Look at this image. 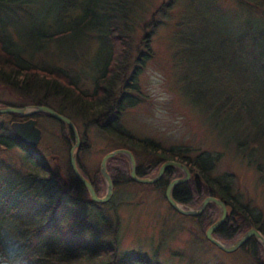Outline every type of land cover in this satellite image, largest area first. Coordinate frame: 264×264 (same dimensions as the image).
Returning <instances> with one entry per match:
<instances>
[{
    "label": "trees",
    "instance_id": "trees-1",
    "mask_svg": "<svg viewBox=\"0 0 264 264\" xmlns=\"http://www.w3.org/2000/svg\"><path fill=\"white\" fill-rule=\"evenodd\" d=\"M32 1L0 0V80L5 89L9 92L14 91L16 98L19 99L20 102L13 106L47 105L72 119L79 118L84 121L85 128L80 136L77 163L97 195H103L106 188L99 166L88 170L83 167L80 160L82 152L88 149L90 144L87 134L90 125H95L103 134L116 138L120 143L115 145L117 148H126L132 152L138 176H154L167 160L184 164L191 172V176L187 181L174 187L173 197L184 206L192 208L198 207L207 196H214L223 201L227 215L213 233L216 238L232 243L250 228H256L264 235L262 231L264 218L254 213L252 207L241 200L234 189V175L230 172L213 174L218 161L217 155L188 145L165 147L153 138L138 137L117 124L123 109L122 100L130 101L131 98L126 94L137 90L130 80L135 78L141 67L143 60L141 53L144 52L145 56L152 55L147 35L155 32L159 22L154 17V12L150 19H145L146 8L142 0H50L54 3L43 20L36 21L35 31L20 32L14 29L13 24L6 19V12L11 7L25 8ZM43 1L45 0H36V6ZM172 1L170 0L168 7L165 6L163 10L171 8ZM188 1L189 6L183 11L179 23L181 32L175 36L173 45L181 50L180 52L184 51L182 53L187 57L191 55L189 52L186 53L187 51L199 46L197 39L186 31L188 19L192 18L195 31L203 29L206 34L216 37L218 45L225 46L234 57L240 59L239 65H244V61L258 65L259 69H262L263 76H250L246 83L239 84L233 74L228 76L227 71L216 68L214 72L226 83H219L213 89L203 81L194 83V79L180 74L179 91L190 104L201 105L203 109L209 110L216 125L224 121L229 123L222 124L232 128L228 141L248 165L261 173V179L264 181V0H233L244 10L242 35H237L238 31L232 26L222 25L217 28L215 24L208 23L204 12L208 11L209 1H199L196 4L192 3L193 0ZM163 7L164 5L160 9ZM52 16H55L54 19ZM48 18H52V24L47 22ZM139 28L145 34H142L137 42L134 34ZM78 35H86L90 40L97 39L105 50L102 64L97 65L99 74L94 80L95 88L91 93L79 88L80 74L70 73L53 60L51 64L36 63V54H46L45 50L51 48L54 42H63ZM141 45L145 50L139 51L132 59L133 48L139 49ZM130 68H133V71L128 81L123 84L119 95L116 85L121 77L125 79L124 75ZM228 82L235 85H229ZM36 89L39 90L36 92ZM112 114L113 116L104 121L107 115ZM0 116L4 118V122L0 124V146L8 149L13 147L30 149L29 152L26 150L29 153L27 163L33 172L28 175L34 179L38 176L42 179L44 186L39 190L40 195L50 200L45 212L50 217L45 220V225L52 221L60 207V195H67L71 200L96 204L90 200L86 187L76 178L70 167L68 151L72 136L62 121L43 112L31 116L36 122L40 118H45L59 126L56 127L55 132L49 130L52 131L53 138L56 137L55 133L58 134L55 140L58 139V142L62 143L65 148L63 153L67 151V156L61 157L62 153L59 151L53 155L52 145L46 146L49 144L42 141L48 155L60 158L57 163L50 166L43 155L35 154L34 149L26 147L11 129L12 122L24 121L29 116L14 113L0 114ZM106 167L113 183V190L132 183L165 192L173 179L183 175L180 169L169 166L157 182L137 183L131 179L129 161L122 154L111 157ZM47 182L50 183L48 187L45 186ZM17 184L1 195L5 199L6 210L14 193L20 188ZM3 185L6 186L7 183H0V192ZM54 195H58V198ZM23 198L24 193L20 191L8 212L18 210ZM8 212L3 211L1 214L4 217ZM219 215L217 205L209 203L200 214L189 217L206 231ZM70 219L76 221L78 226L83 228L82 230L90 234L96 233V228L87 222V218H79L75 213ZM72 234L73 230L68 225L63 226V231L58 233L62 247L52 248L49 243L31 247L29 253H24L21 264H159L157 260L141 255L122 258L116 242L106 241L98 235L95 236L94 242H83L75 239ZM7 250L0 230V263L11 261V255ZM239 251L247 253L255 264H263V246L254 236L250 237ZM18 256L20 258V255Z\"/></svg>",
    "mask_w": 264,
    "mask_h": 264
},
{
    "label": "rangeland",
    "instance_id": "rangeland-1",
    "mask_svg": "<svg viewBox=\"0 0 264 264\" xmlns=\"http://www.w3.org/2000/svg\"><path fill=\"white\" fill-rule=\"evenodd\" d=\"M142 1L146 8L145 19H150L154 12V17L159 22L155 32L147 35L152 55L145 56L144 52L141 53V67L135 78L130 80L137 90L126 94L131 98L130 101L122 100L123 109L117 124L138 137L153 138L165 147L188 145L217 155L218 161L213 174L232 173L234 189L241 200L248 203L254 213L264 218V181L261 173L248 165L228 141L232 128L222 124L229 123L218 121L220 124L216 125L209 110L203 109L201 105L190 104L180 93L178 81L181 74L194 79V83L203 81L215 89L219 83H226L214 72L216 68L227 71L228 76L233 74L239 84L246 83L250 76H263L262 69L245 61L244 65H239L240 59L234 57L225 46L218 45L216 37L206 34L203 29L195 31L192 18L188 19L186 31L197 39L199 46L187 51L186 53L191 54L187 57L182 53L184 51L180 52L173 45V41L181 32L179 23L189 1L173 0L171 8L165 10L163 9L168 7L170 0ZM199 1H209L208 11L204 12L209 24H215L217 28L222 25L232 26L238 31L237 35H242L244 10L233 0H193L192 3ZM52 3L54 1L45 0L36 6V0H33L25 8L11 7L5 14L6 19L20 32L35 31L36 21L43 20ZM162 5L164 7L160 9ZM54 17L52 16L53 19ZM52 18H48L47 22L52 24ZM142 34L145 32L141 28L134 34L137 42ZM89 40L86 35H78L63 42H54L51 48L45 50L46 54H36V63L51 64L53 60L70 73L80 74L79 88L91 93L95 88L94 80L99 74L97 65L102 64L105 50L97 39ZM140 47L133 48L132 59L139 51L145 50L143 45ZM132 71L133 68L128 69L125 79L121 77L117 83L116 91L119 95ZM19 102L14 91H7L0 80V105L13 106ZM111 116L113 114L107 115L104 121ZM72 120L81 136L85 128L84 121L79 118ZM2 122L4 118L0 116V124ZM36 123L42 131V137L38 146L32 148L34 153L43 155L50 166L60 160L59 157L53 158L58 151L62 153L61 157L66 158L67 151L63 153L65 148L62 143L55 140L58 134L55 133L56 137L53 138L52 131L49 130L55 132L59 126L45 118H40ZM87 134L90 144L82 152L80 160L83 167L89 170L99 166L104 154L117 148L115 145L120 143L116 138L103 134L95 125L87 128ZM42 141L49 144L46 146L52 145L53 155L46 153ZM28 155L21 147L8 149L0 146V183H7L6 186L3 185L0 197L14 184L20 185L7 210L4 209L5 199L0 198V230L11 255L9 263L0 264H21L24 253H29L31 247L45 243H49L52 248L62 247L58 233L63 231L65 225L73 230V237L79 241L94 242L98 235L106 241L116 242L122 258L141 255L157 260L159 264H255L247 253L239 249L228 253L212 244L206 238L205 231L192 218L172 209L164 192L150 186L127 184L114 189L110 200L102 204L75 201L67 195H60V207L52 221L45 225V220L50 217L45 213L50 200L40 195L39 190L44 186L42 179L39 176L34 179L28 175L33 172L27 163ZM45 186H50V183L47 182ZM20 191L24 193L22 205L18 210L8 212ZM54 196L58 198V195ZM3 211L8 212L4 217L1 214ZM75 213L79 218H87V222L96 228V233L90 234L82 230L76 221H71L70 217ZM262 231L264 232V225Z\"/></svg>",
    "mask_w": 264,
    "mask_h": 264
},
{
    "label": "water",
    "instance_id": "water-1",
    "mask_svg": "<svg viewBox=\"0 0 264 264\" xmlns=\"http://www.w3.org/2000/svg\"><path fill=\"white\" fill-rule=\"evenodd\" d=\"M46 113L49 114L52 118L62 121L69 129L70 135L72 136V142L69 149V163L70 167L75 174L76 178L86 187L90 200L95 203H106L110 200L111 195L113 193V183L107 171V161L114 157L115 155L122 154L127 157L129 161V173L130 177L133 181L141 184H152L157 182L163 175L164 171L169 166H174L180 169L183 173V176L173 179L165 189L164 196L169 203V205L176 210L177 212L187 215V216H195L200 214L209 203H214L217 205L220 211V215L218 219L211 224L205 231V236L212 244L220 248L224 252H234L239 249L250 237L254 236L257 241L263 246L264 251V235L256 228H250L247 230L242 236H240L236 241L232 243L223 242L222 240L216 238L213 233L214 231L224 222L226 215H227V208L223 201L219 198L214 196H207L201 202V204L196 207H187L183 204L176 201L173 197L172 191L174 187L179 184L187 181L190 176L191 172L189 169L182 163L175 161V160H167L163 162L160 166L158 172L152 177H144L138 176L136 173V162L132 152L126 148H115L108 151L104 156L101 158L99 163V170L100 173L105 181L106 188L103 195L98 196L93 185L91 182L85 177V175L80 171V168L77 163V152L80 148L81 138L78 132V129L74 123V121L56 111L55 109L51 108L47 105H37V106H11L5 105L0 107V114L6 113H14L19 114L21 116H29L28 119L24 121H14L11 123V129L19 138V140L28 148H34L40 143L42 137V131L37 126L36 120L31 117L35 113ZM263 264H264V252H263Z\"/></svg>",
    "mask_w": 264,
    "mask_h": 264
},
{
    "label": "flooded vegetation",
    "instance_id": "flooded-vegetation-1",
    "mask_svg": "<svg viewBox=\"0 0 264 264\" xmlns=\"http://www.w3.org/2000/svg\"><path fill=\"white\" fill-rule=\"evenodd\" d=\"M28 152L30 151V149H26Z\"/></svg>",
    "mask_w": 264,
    "mask_h": 264
}]
</instances>
